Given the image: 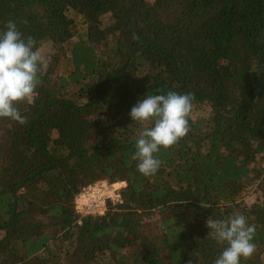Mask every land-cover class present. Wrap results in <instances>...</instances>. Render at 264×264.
Instances as JSON below:
<instances>
[{"label":"trees","instance_id":"trees-1","mask_svg":"<svg viewBox=\"0 0 264 264\" xmlns=\"http://www.w3.org/2000/svg\"><path fill=\"white\" fill-rule=\"evenodd\" d=\"M10 20L53 53L26 123L0 118V264H214L206 222L236 214L256 226L241 264H264V0H0ZM169 91L209 114L145 177L129 112ZM99 182H124L119 202L80 215Z\"/></svg>","mask_w":264,"mask_h":264},{"label":"clouds","instance_id":"clouds-1","mask_svg":"<svg viewBox=\"0 0 264 264\" xmlns=\"http://www.w3.org/2000/svg\"><path fill=\"white\" fill-rule=\"evenodd\" d=\"M36 49V41L25 37L15 21H8L0 30V118L19 125L26 117L17 107L20 102H30L39 84V74L45 65ZM190 93L169 91L166 94L144 95L130 109L132 122L147 125L135 141L132 160L136 170L145 177L154 176L162 161L158 153L174 146L189 132V117L194 107ZM208 236L222 246L214 264H241L256 251L253 243L256 226L243 214L227 219H208Z\"/></svg>","mask_w":264,"mask_h":264},{"label":"rangeland","instance_id":"rangeland-1","mask_svg":"<svg viewBox=\"0 0 264 264\" xmlns=\"http://www.w3.org/2000/svg\"><path fill=\"white\" fill-rule=\"evenodd\" d=\"M70 17L73 18L74 20V32L75 34L77 33H81L83 32L84 30V26H83V20L79 17V16H76L75 14H70ZM109 17H104L102 19V26H105L109 23ZM38 54L42 57V63L45 65V67L47 66L46 64L49 62V59L53 53V46L50 42H45L43 43L40 48L38 49ZM44 67V68H45ZM68 64H67V61L64 62V64L59 67L58 69V73L59 74H66L67 71H68ZM208 114H209V109L207 107H204V108H201V107H193V111L192 113L190 114V118L191 119H196V118H207L208 117ZM257 167L261 168L264 166V160H263V157H259L256 161V164H255ZM119 186H115V188H117ZM93 188V187H92ZM94 190L97 191V190H100L101 193H106L104 192L103 190V187L102 185H98V189H96V186L94 187ZM119 193V191H117ZM109 193L108 196H112V192L109 190ZM107 194V193H106ZM105 195H103V199H105ZM114 198V197H113ZM255 198H256V195L253 194V190H249L247 191L246 193V196H244V200L247 202V203H252L255 201ZM76 200L79 201V198ZM81 201V199H80ZM107 201H113L114 203H117V200L114 199V200H107ZM263 261H264V253H263Z\"/></svg>","mask_w":264,"mask_h":264},{"label":"built area","instance_id":"built-area-1","mask_svg":"<svg viewBox=\"0 0 264 264\" xmlns=\"http://www.w3.org/2000/svg\"><path fill=\"white\" fill-rule=\"evenodd\" d=\"M98 185H102L104 192H106L107 194L101 193L100 190L95 191L94 187L96 186V189H98ZM115 186L119 187L115 188ZM124 187V182L112 185H108L106 182H99L93 186L88 187L80 195H78L77 199L79 198V201L75 200V208L77 213L82 216L102 215L106 211V203L108 202L107 200L116 199L117 202H119L120 196L117 191H120ZM109 190L112 192V196H108V194H110ZM103 195L106 196L105 199H103Z\"/></svg>","mask_w":264,"mask_h":264}]
</instances>
